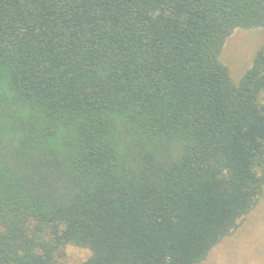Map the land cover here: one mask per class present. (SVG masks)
<instances>
[{
	"label": "trees",
	"instance_id": "obj_1",
	"mask_svg": "<svg viewBox=\"0 0 264 264\" xmlns=\"http://www.w3.org/2000/svg\"><path fill=\"white\" fill-rule=\"evenodd\" d=\"M264 0H0V264H203L264 199Z\"/></svg>",
	"mask_w": 264,
	"mask_h": 264
},
{
	"label": "rangeland",
	"instance_id": "obj_2",
	"mask_svg": "<svg viewBox=\"0 0 264 264\" xmlns=\"http://www.w3.org/2000/svg\"><path fill=\"white\" fill-rule=\"evenodd\" d=\"M263 44V28H238L227 39L220 60L234 83L238 84L251 69ZM90 256L86 249L67 246L59 264H81ZM203 264H264V199L232 236L213 249Z\"/></svg>",
	"mask_w": 264,
	"mask_h": 264
}]
</instances>
